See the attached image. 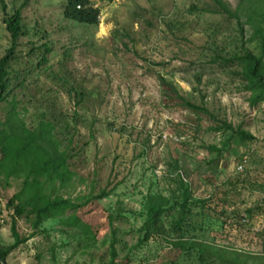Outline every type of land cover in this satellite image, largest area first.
Masks as SVG:
<instances>
[{
	"label": "rangeland",
	"instance_id": "obj_1",
	"mask_svg": "<svg viewBox=\"0 0 264 264\" xmlns=\"http://www.w3.org/2000/svg\"><path fill=\"white\" fill-rule=\"evenodd\" d=\"M65 1L4 0L8 12L25 5L22 24L29 31L19 41V60L11 66L12 93L26 126L32 129L42 119L51 121L61 149L68 148L72 156L75 176L60 194L71 199L91 191L96 194L108 180L117 186L109 197L77 211L94 232V241H83L57 220H49L40 227L45 231L12 250L5 264H99L108 260L112 230L117 264H160L174 259L177 264H196L192 256L170 249L164 238L131 250L141 237V219L133 213L141 209L147 192L161 193L173 203L178 195L177 168L190 183L194 198L208 197L217 186L229 189L231 182L236 184L234 205L227 208L229 221L236 209L254 210L250 225L246 219L244 226L233 229L221 230L220 223L205 220L204 239L215 238L219 244L250 254L263 253L264 190H251L242 180L251 165L256 169L252 179L264 184V102L250 106L249 92L238 80L209 63L215 54L252 47L247 43L251 26L244 23L241 36L239 21L244 22L255 0H223L232 11L241 5L239 21L202 12L213 8L212 0L96 1L100 22L95 28L64 19ZM2 16L0 6V56L9 46ZM39 31L47 33L53 50L48 64L41 66L36 53L28 55L30 41L35 46L44 42ZM160 77L184 99L199 104L204 97L214 115L240 125L255 140L245 145L231 141L221 156L210 151V146L222 147L226 133L213 131L207 116L183 106ZM69 89L72 95V90L83 93L78 107ZM240 164L242 170H238ZM21 183L19 178L0 177V245L13 241V211L6 204ZM117 211L122 218H114ZM200 221L201 217L196 218L193 224ZM17 230L22 237L30 235L28 219L17 218Z\"/></svg>",
	"mask_w": 264,
	"mask_h": 264
},
{
	"label": "trees",
	"instance_id": "obj_2",
	"mask_svg": "<svg viewBox=\"0 0 264 264\" xmlns=\"http://www.w3.org/2000/svg\"><path fill=\"white\" fill-rule=\"evenodd\" d=\"M96 1L111 2L112 0H66L62 16L73 23L95 28L100 22V9L95 6ZM212 2L213 8L202 12L224 14L228 18L239 21L243 9L241 5L232 11L223 0H212ZM0 6L3 14L2 22L9 34V46L0 56V177L6 181L11 178L22 180L20 190L14 193L6 204L13 211L10 222L13 241L7 245H0V264H5L7 255L30 237L44 232L45 229L40 231V227L49 220H57L61 227L73 230L74 234L83 241H94V232L76 215L77 211L93 200L109 197L117 185L113 183V180H108L106 186L99 189L96 194L91 191L88 195L76 199L64 197L59 193L62 189L69 187L74 179L75 172L70 164L72 156L69 155L68 148L61 149L60 142L54 134L55 126L51 121L42 119L32 129L26 126L18 110L19 103L11 88L13 80L11 66L19 60V41L29 35V31L22 24V10L25 5L15 8L12 12L7 11L4 0H0ZM246 15L243 23L239 21V31L243 36L242 25L246 23L251 26L252 31L247 43L252 47H241V52L228 55L215 54L209 63L218 68L221 73L229 74L232 80L237 79L239 86L249 92V105L254 107L264 102V0H255ZM35 34L37 35V32ZM38 34L44 42L35 46L30 41L31 47L28 55L36 53L38 66L47 65L48 55L53 50L49 46L47 33L39 31ZM164 65V63L161 64V66ZM196 78L200 80L199 77ZM160 80L181 98L183 106L194 113L207 116L213 123L211 127L213 131L226 133L222 147L210 146V151H216L221 156L225 146L231 141L245 145L255 140V137L240 125L233 126L226 119L214 115L205 106L204 97L201 98L199 104H195L184 99L165 78L160 77ZM22 84L23 81L19 82L18 86ZM72 91L73 95L69 89V97L74 99L73 103L78 107L84 95L82 92ZM76 119L77 112L74 110L72 120L76 122ZM177 170L179 173H177L175 182L178 195L173 203L170 197L161 193L147 192L142 199L141 209L132 212L141 219L139 228L141 237L131 247V250L149 241L164 238L170 249L183 252L189 257L192 256L196 264H264V252L250 254L228 245L219 244L215 238L212 241L203 238L208 231L207 226L203 224L205 220L220 223L221 230L227 226H231L232 229L242 227L246 219L248 223L250 222L249 225L253 221L254 210L252 208L241 211L236 209L235 212H231L235 213L230 218L231 221L228 220L227 208L234 205L232 199L237 193H235L236 184L231 182L233 187L229 189L217 186L208 197L194 198L190 183L183 178V172L178 168ZM254 171L256 169H252L249 165L242 182L251 190H256L257 187L264 190V184L260 183L257 178L252 179ZM257 209H259L258 206ZM68 211L71 212L67 214ZM115 216L114 218L118 219L123 217L118 211ZM22 217L28 219L32 230L31 234L25 237H22L17 230V218ZM199 217L201 221L193 224V221ZM109 219L112 222L111 215ZM197 230L203 232L201 236ZM114 234L115 230H112L108 260L99 264H117L118 252ZM89 245L90 243L85 246ZM174 260L163 261L160 264H177Z\"/></svg>",
	"mask_w": 264,
	"mask_h": 264
},
{
	"label": "built area",
	"instance_id": "obj_3",
	"mask_svg": "<svg viewBox=\"0 0 264 264\" xmlns=\"http://www.w3.org/2000/svg\"><path fill=\"white\" fill-rule=\"evenodd\" d=\"M242 168H243V165L242 164H240L239 166H238V170H242Z\"/></svg>",
	"mask_w": 264,
	"mask_h": 264
}]
</instances>
